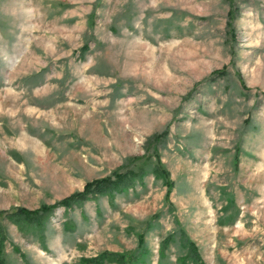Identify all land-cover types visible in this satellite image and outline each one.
<instances>
[{
  "label": "rangeland",
  "instance_id": "rangeland-1",
  "mask_svg": "<svg viewBox=\"0 0 264 264\" xmlns=\"http://www.w3.org/2000/svg\"><path fill=\"white\" fill-rule=\"evenodd\" d=\"M0 224L2 264H264V0H0Z\"/></svg>",
  "mask_w": 264,
  "mask_h": 264
},
{
  "label": "trees",
  "instance_id": "trees-1",
  "mask_svg": "<svg viewBox=\"0 0 264 264\" xmlns=\"http://www.w3.org/2000/svg\"><path fill=\"white\" fill-rule=\"evenodd\" d=\"M155 172H159V169H154ZM139 174V173H138ZM136 176L132 170L126 172H118L114 171L112 174L104 177H99L96 179H92L87 181L83 188L79 191H75L70 195L58 200L53 205H43L35 209H26L24 207H19L13 210L11 213H7L5 218L10 221L11 223L19 226V227H33L35 229H40L43 225L44 218L51 213L56 206H61L64 209L73 208L74 206L83 203L88 199L96 198V195H107L112 196L113 191H121L127 187L134 186L133 179ZM170 185V183H167ZM0 230H2L0 224ZM180 238L184 240V245L186 246V253L184 256L180 257L183 262L190 259L193 264H203V260L200 256L198 251L197 245L194 241L188 239L186 235L180 232ZM173 237V235L169 234L166 238L161 241L160 245V253L163 254L164 249L167 246L168 241ZM139 245L138 248L141 247L143 243L142 235H139ZM4 239V236L0 233V264L3 263V256H2V248L1 242ZM142 254H144L145 250H140ZM139 252L136 251L133 254L125 256L122 254H107L104 253L99 257L84 259L86 264H101L103 261L107 262H117L118 264H130L135 262L139 257Z\"/></svg>",
  "mask_w": 264,
  "mask_h": 264
}]
</instances>
